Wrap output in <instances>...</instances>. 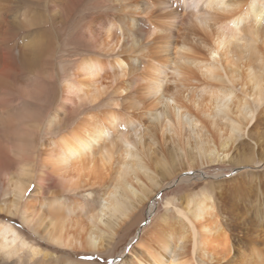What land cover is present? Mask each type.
I'll return each mask as SVG.
<instances>
[{"label": "bare ground", "instance_id": "6f19581e", "mask_svg": "<svg viewBox=\"0 0 264 264\" xmlns=\"http://www.w3.org/2000/svg\"><path fill=\"white\" fill-rule=\"evenodd\" d=\"M11 1L0 0V214L24 229L0 219L1 259L22 249L47 258L26 231L63 248L62 264H95L70 255L109 253L172 175L264 161V148L231 155L264 106V0H105L115 14L86 23L103 54L77 61L50 103L37 84L54 76V47L26 35L16 69L7 45L9 25L38 26L30 5L39 0ZM77 1L54 0L60 19ZM86 187L95 193L72 198ZM211 191L184 204L165 195L173 217L142 232L117 264H264V248L255 250L264 222L258 233L244 225L260 240L239 253Z\"/></svg>", "mask_w": 264, "mask_h": 264}, {"label": "rangeland", "instance_id": "374dc122", "mask_svg": "<svg viewBox=\"0 0 264 264\" xmlns=\"http://www.w3.org/2000/svg\"><path fill=\"white\" fill-rule=\"evenodd\" d=\"M44 1L39 0L37 5H30L32 7L30 8L31 10L37 11L40 14L38 26L24 29L21 26L9 25L10 31L8 33L7 45L11 48L13 63L16 69L19 65V55L22 50H25L24 42L28 38L23 37L26 35L37 34L38 37L42 35L45 41L54 47L56 51L53 56L54 76L46 79L41 75L40 77H42L43 81L37 84L42 89L39 99L46 92L49 99H45V101H49L50 103L58 93L60 78L69 75V72L72 71V67H74L77 61L85 55L103 54L96 47V39L91 40L87 36L86 23L98 18L102 14H115V11L105 0H78L74 10L71 12V18L69 17L65 21L60 19L59 10L54 8V0H47V4L45 5ZM21 2L24 5H28L24 1ZM10 6L18 9L22 5L18 4L16 0H12ZM38 27L42 28L39 29ZM16 73L18 74L17 70L11 74L10 78L12 81L15 78L17 79L18 75ZM77 105L68 106L66 116L69 118L74 116L75 110L77 111L78 108ZM263 107L258 110L257 116L251 124L252 126L250 125L248 128L246 136L240 138L232 148L231 155L234 158L242 155V152L244 153L243 155H247L251 150L254 151V156H258L260 151L263 150ZM88 108L86 107L83 110ZM33 185L34 183L31 184L28 193L31 191L30 189ZM204 189L212 190L211 192L217 203L218 210L219 212L221 211L220 215L225 218L224 222L228 228V233H231L235 242H238L236 243L238 244L236 251L242 254L245 253L246 256L249 255L248 249L252 246V241L254 239L255 241H259L260 239L251 236L247 237L249 233L245 232V226L250 224L249 231L258 233L259 224L264 222V161L259 165L254 163H248L247 165L236 163L212 164L201 170L191 169L190 171L184 170L181 173H176L162 184L160 190L142 206L140 212L133 220L128 221L121 227L109 253L91 254L81 251L70 256L76 261L94 262L95 264H117L119 260L128 259L127 253L131 249V245L135 244V241L141 236L142 232L158 222L162 216H167V218L173 217L171 210L162 205V199L165 195L174 197L178 204H184L187 196L199 193ZM95 191V188L86 187L71 196L72 198L82 199L88 192L94 194ZM254 205H257V207L253 208ZM149 210L152 214L147 213ZM0 219L13 222L17 228L22 227L24 229L17 218H9V216L5 217L0 214ZM23 233L24 237L27 236V239H31L36 243L41 253L48 255L46 256L47 258L43 260L41 255H38L36 258L31 259L28 257L25 249H22L17 254L13 253L7 259L3 260L0 258V264H62L66 260L67 256L63 248L54 249L36 236L28 234L26 231H23ZM261 248L264 247L258 242L255 245V250L258 251Z\"/></svg>", "mask_w": 264, "mask_h": 264}, {"label": "snow or ice", "instance_id": "6c2138e0", "mask_svg": "<svg viewBox=\"0 0 264 264\" xmlns=\"http://www.w3.org/2000/svg\"><path fill=\"white\" fill-rule=\"evenodd\" d=\"M215 55H216V54H215V53H213V57H215Z\"/></svg>", "mask_w": 264, "mask_h": 264}]
</instances>
